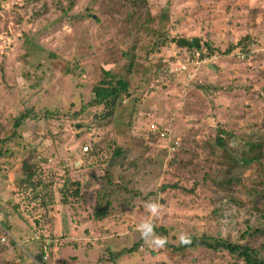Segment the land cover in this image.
<instances>
[{
  "label": "rangeland",
  "instance_id": "obj_1",
  "mask_svg": "<svg viewBox=\"0 0 264 264\" xmlns=\"http://www.w3.org/2000/svg\"><path fill=\"white\" fill-rule=\"evenodd\" d=\"M146 3L0 0V143L22 134L20 148L0 144V264H231L225 254L157 247L138 225L169 228L176 247L181 234L236 240L260 225V214L231 200L258 167L235 170L234 185L222 189L207 143L227 125L264 135V0ZM195 37L212 50L170 43ZM240 41H250L248 56L234 48ZM122 77L129 97L101 119L103 109L90 107L94 89ZM40 85L43 93L32 91ZM153 125L167 142L152 138ZM246 140L227 141L235 153ZM174 141L175 155L167 148ZM30 165L41 182L35 192L26 183ZM256 178L264 182V173ZM44 248L49 259L37 262Z\"/></svg>",
  "mask_w": 264,
  "mask_h": 264
},
{
  "label": "trees",
  "instance_id": "obj_2",
  "mask_svg": "<svg viewBox=\"0 0 264 264\" xmlns=\"http://www.w3.org/2000/svg\"><path fill=\"white\" fill-rule=\"evenodd\" d=\"M134 3L139 4H147L146 0H132ZM162 37H164L162 35ZM243 40H246L243 39ZM162 46H165L166 44L165 40H161ZM170 43L176 44L179 48L186 49L187 51L192 52H198L202 51L204 54V50L206 52H210L212 47H210L208 44L202 43V40L199 38H193L192 40L185 39V38H175ZM242 47L243 52L248 56L250 54L249 48H250V41H246L243 43V41H240L234 48ZM232 49L229 51L231 53ZM257 57H256V56ZM208 56V55H207ZM262 56L261 54H254L255 60H258L257 58H260ZM205 58V57H204ZM249 59V58H248ZM260 60H262L260 58ZM131 72V71H130ZM108 75V73H107ZM29 81L31 78H26ZM129 80V79H128ZM127 78H119L115 83H112V81L106 83L107 86L105 87H95L94 91L96 93L95 101L90 104V107L93 108H102L104 111L103 116L101 119L109 120L115 116V113L117 111V106L121 102L123 97H129V81ZM32 91L34 90L35 93H43L42 86L37 87H31ZM34 110L31 108V110H26V113L19 117L15 122V128L21 129V127H24L25 123L31 118L33 115ZM219 129H222L219 131ZM21 131V130H19ZM19 131H13L12 132V138L6 139L2 141L0 144L3 146L7 143H14L17 145V148L21 147V143H19V140L22 138V134ZM152 138H157L158 140L163 139L167 140L165 138V135L162 136L163 132H159L157 134H154L152 130L148 131ZM217 136L214 139V141L208 142V147L211 146L212 151L210 153V156L218 159V166L216 167L217 175L215 176V179L213 182L215 184L220 185L222 189L227 190L229 185H234L236 178L232 176V173L243 167H258L255 173V176L252 179H248L249 182H245L242 180H239L236 184L238 186V190L236 191V195L231 198V200L238 206L239 210H246L248 214L253 215L255 213L260 214L261 223L257 227H248L247 231L243 233L242 237L236 240H229L223 239L221 236L220 239H217L213 236H208L203 233H198L196 236L190 237V243L183 244L180 247L173 246L169 243L168 240V231L169 228H158L156 225L153 227L154 234L159 236L160 238L166 239L165 247L169 248V250L174 254H181L186 253L188 251H197V250H206L210 254L213 255L214 259L218 255L225 254L228 257V261L231 262V264H264V186L259 188L262 184H264L263 181L256 178L257 173H264V135L260 132H249L246 127H231L229 125L225 127H218ZM247 139L244 145L241 146L240 151H236L234 153V150L232 149L231 145L228 144V139L234 137L235 135H243ZM172 145H174V142H172ZM194 146L199 147L198 143L192 144ZM180 147V143L178 146L175 147V152L173 155H175L178 152V149ZM165 151V154L169 155L170 153L166 148H163ZM92 151V150H91ZM90 152V151H89ZM88 153V152H87ZM86 153V154H87ZM169 153V154H168ZM2 154V149L0 148V156ZM121 150H116L115 152V158H118L122 155ZM197 155V154H196ZM240 155V156H239ZM171 157V156H170ZM174 158L171 159L170 163H175ZM29 162V161H28ZM30 171L28 175V179L26 181L27 187L31 188L33 192L37 191L38 188L41 187V182H36L33 180L36 166L30 165V168L28 169ZM26 174V173H25ZM227 176V177H226ZM219 177L223 179H219ZM75 185L78 187L80 186V183H75ZM73 196L79 195V189H76L74 191ZM36 197H39V195H36ZM106 200L102 199L101 203H105ZM107 203L106 206H104L101 209H98V220H104L107 215L109 214V207ZM227 206V205H226ZM221 215V214H220ZM221 219L225 218V215L220 216ZM7 230V228L5 227ZM43 232V231H41ZM6 233V232H5ZM4 233V235H5ZM40 233V230H39ZM1 234V232H0ZM7 237V236H6ZM261 238V239H260ZM5 240V238L0 239ZM261 240V242H259ZM51 244V242H49ZM139 245H136L130 251L136 252ZM68 248V247H67ZM64 248V249H67ZM47 248H44L42 255H48ZM52 253L51 255H53ZM50 256V255H49ZM48 256V257H49ZM49 259V258H48ZM38 262V261H37ZM45 262H41V264H44ZM9 264V263H8Z\"/></svg>",
  "mask_w": 264,
  "mask_h": 264
},
{
  "label": "clouds",
  "instance_id": "obj_3",
  "mask_svg": "<svg viewBox=\"0 0 264 264\" xmlns=\"http://www.w3.org/2000/svg\"><path fill=\"white\" fill-rule=\"evenodd\" d=\"M166 142H167V140H166ZM168 147H169V144H167V148ZM148 208L153 214H156L158 212L159 205L155 204V203L149 204ZM138 230L140 231L141 236L145 239H147L149 237H153L152 243L155 244L157 247H163L165 245L166 239L153 236V227H152L151 223H141L140 225H138ZM179 241L182 245L190 243V239L183 234H181V236L179 237Z\"/></svg>",
  "mask_w": 264,
  "mask_h": 264
},
{
  "label": "built area",
  "instance_id": "obj_4",
  "mask_svg": "<svg viewBox=\"0 0 264 264\" xmlns=\"http://www.w3.org/2000/svg\"><path fill=\"white\" fill-rule=\"evenodd\" d=\"M152 130H153V132H154V134H156V132H157V127L154 125V126H152ZM165 135V133H163L162 134V136H164ZM169 144V150L171 151V152H175V147L176 146H178L179 144H178V141H174V145H172V143H168ZM91 148H92V146H85V148H84V151L85 152H89L90 150H91ZM48 255L46 254V255H42V259H47L48 260Z\"/></svg>",
  "mask_w": 264,
  "mask_h": 264
},
{
  "label": "water",
  "instance_id": "obj_5",
  "mask_svg": "<svg viewBox=\"0 0 264 264\" xmlns=\"http://www.w3.org/2000/svg\"><path fill=\"white\" fill-rule=\"evenodd\" d=\"M175 162H176V161H175ZM37 261H38V262H41V261H42V256H41V255H38V256H37Z\"/></svg>",
  "mask_w": 264,
  "mask_h": 264
},
{
  "label": "crops",
  "instance_id": "obj_6",
  "mask_svg": "<svg viewBox=\"0 0 264 264\" xmlns=\"http://www.w3.org/2000/svg\"><path fill=\"white\" fill-rule=\"evenodd\" d=\"M154 126V125H153ZM156 127H157V132H156V134L157 133H159L160 132V128H159V126H157V125H155ZM149 130H152V127L149 129ZM153 131V130H152Z\"/></svg>",
  "mask_w": 264,
  "mask_h": 264
}]
</instances>
